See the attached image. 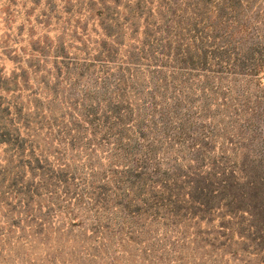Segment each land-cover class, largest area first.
<instances>
[{
    "label": "trees",
    "instance_id": "1",
    "mask_svg": "<svg viewBox=\"0 0 264 264\" xmlns=\"http://www.w3.org/2000/svg\"><path fill=\"white\" fill-rule=\"evenodd\" d=\"M38 1L24 0L37 18L58 14L75 34L84 18L76 28L89 36L90 23L98 38L70 59L63 41L28 44L18 74L0 76L12 97L33 85L31 71L47 96L31 121L18 96L0 99L8 225L39 237L55 216L76 221L77 208L93 243H126L142 263L264 264V0ZM0 3L5 26L18 7ZM18 10L15 26L29 19ZM49 60L48 71L37 64Z\"/></svg>",
    "mask_w": 264,
    "mask_h": 264
},
{
    "label": "rangeland",
    "instance_id": "2",
    "mask_svg": "<svg viewBox=\"0 0 264 264\" xmlns=\"http://www.w3.org/2000/svg\"><path fill=\"white\" fill-rule=\"evenodd\" d=\"M12 1L15 2V7H24V10H22L19 15L21 16V14L23 15L24 13L25 16L29 15V19L26 20L25 17L24 19L27 21L25 24L20 25L19 23L21 22H18L15 26V24L12 23L15 21L16 14L19 10L18 8L15 10L12 8L10 9L9 7V17L7 18V21L12 23H7L5 26L2 22L0 23V76L4 80H11L12 76L18 74V71L14 70L15 65L13 60L15 59V61H18L20 57H24L25 60L30 56L27 48L28 44L34 45L37 42L41 47H45L43 49L50 48L52 51L55 48L56 43H61L63 41L65 44L64 53L69 59L70 57H74L73 54L75 50L78 49H82V53L94 52L95 49L91 50V44L89 45L86 43L87 41H84V39L86 40L85 37L87 34L81 33V30L76 28L78 26H83L84 18L81 19L77 17L73 19V22H76L75 34L73 33V28H71L74 26L73 23H71L70 27H68L64 17H61L58 14H52L49 20L44 21V19L37 18L36 13L31 14L33 5L30 6V4L25 3L24 0ZM43 1L44 0H39L38 2L42 5ZM55 19L58 20L55 21ZM54 22L56 23L57 28L54 27ZM94 26H97L96 22ZM19 31H21L20 34ZM94 31V27H92L89 23L85 33L91 32L89 33V36H87L90 43L97 41L96 39L98 38V34ZM68 39H76L77 41L81 40L79 43H82L84 46H79L75 42H69L68 45H66L67 43L65 42H67ZM123 50L124 49H121L119 55L124 52ZM16 53L18 57H16ZM37 64L41 68H45L44 71H48V69L53 65H51L50 60L37 62ZM96 68L97 67H92L91 71H96ZM28 76L29 82L33 85L29 84V90L27 92L20 95L16 93L12 97L14 98L18 96L20 101L19 105L22 108V115H25L24 117H27L31 121L36 113L33 110V103H36L45 111L47 104L45 97L47 96L45 92L35 84L33 77H31V71L28 72ZM40 77L41 74L37 76L38 80ZM260 77L262 76L260 75ZM46 80L49 85L52 86L51 80L48 78H46ZM257 86L259 91L264 89V77L257 80ZM12 97L10 93H0V99L3 102L9 101ZM48 100L50 108V98H48ZM56 109L59 111L60 115L66 112L60 104L56 105ZM40 115H43V113ZM3 149L4 146L1 145L0 165H4L3 161H6L5 156L10 154L8 151H4ZM72 156L73 159L78 157L76 153ZM95 157L99 160V167L105 169L106 161L104 156L101 154L100 149L95 152ZM48 161L49 164L52 165L53 160L49 159ZM74 166L79 169L77 173L82 171L78 163H75ZM83 172H86V170H83ZM4 203H6V200L3 199V197H0V264H51L50 262L52 260H54V264H70V262H75L77 264H146L139 260V253L135 254L129 250L130 247L128 246L130 245L126 243L118 246L119 248L116 247V244L113 246V244L99 243L98 241H94L93 243L92 241L94 239L90 237L91 233L88 230L91 225V219L85 220L84 226H78L77 224L80 219H83L81 211L73 205H67V202H64L62 205L68 209L67 211H72L75 208L72 213L77 215V218H75L77 220L70 221L68 217L60 219L58 216H55V218L51 219L46 226L44 225L42 234L39 237L33 236L32 238L31 234L33 229H21L23 228V224L18 225L15 228L8 225L9 222L7 220V215L9 214V208L6 207ZM45 211L46 208L43 207L40 214H44ZM74 222L75 224H73ZM70 224L71 226H69ZM83 229H85V231H83ZM46 234L47 236H45ZM31 240L33 241L29 243ZM90 242L91 244L89 245ZM128 251H130L132 255H129ZM46 253L49 258H46ZM224 263L237 264L236 261H232L228 256L224 257L223 264Z\"/></svg>",
    "mask_w": 264,
    "mask_h": 264
}]
</instances>
